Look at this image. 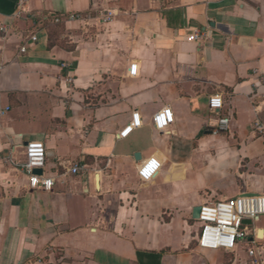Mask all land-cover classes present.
Segmentation results:
<instances>
[{
  "label": "crops",
  "instance_id": "1",
  "mask_svg": "<svg viewBox=\"0 0 264 264\" xmlns=\"http://www.w3.org/2000/svg\"><path fill=\"white\" fill-rule=\"evenodd\" d=\"M28 142L52 191L29 188ZM263 194L264 0H0V264H250L264 215L208 250L194 210Z\"/></svg>",
  "mask_w": 264,
  "mask_h": 264
},
{
  "label": "built area",
  "instance_id": "2",
  "mask_svg": "<svg viewBox=\"0 0 264 264\" xmlns=\"http://www.w3.org/2000/svg\"><path fill=\"white\" fill-rule=\"evenodd\" d=\"M70 20H80L79 14L69 16ZM110 15L103 18L104 22H109ZM59 22V19L56 20ZM6 32V29H3ZM202 35L195 33L190 37L197 41ZM32 42H37V37H31ZM27 52L26 47L20 49V53ZM64 68L69 67L63 64ZM209 107L212 111L218 112L223 108V98L221 95H215L210 99ZM154 126L158 130L166 129L173 123V117L170 111H161L153 117ZM231 120L228 117H221L217 120L214 127L218 132H228ZM141 122L138 115L133 116V122L121 133L126 136L134 128L140 127ZM262 131V130H261ZM25 162L20 164L23 173L29 179V188L39 191H52L55 181L51 176H47L44 170L47 165V152L43 143L28 142L25 147ZM83 167L75 166L69 170L73 174H78ZM160 164L156 160H150L141 165L139 175L143 180H150L159 171ZM36 170H42L41 175L35 174ZM201 207L198 221L201 223L198 245L202 249L208 250H233L238 242L248 238L250 229L244 224V221H257L264 215V194L258 196H238L218 202L206 203ZM248 255L250 264H264L261 256V249L257 240L250 243Z\"/></svg>",
  "mask_w": 264,
  "mask_h": 264
},
{
  "label": "trees",
  "instance_id": "3",
  "mask_svg": "<svg viewBox=\"0 0 264 264\" xmlns=\"http://www.w3.org/2000/svg\"><path fill=\"white\" fill-rule=\"evenodd\" d=\"M138 257H139L140 264H159V261H160L158 256H151L152 260H149V261L143 260L145 257V255L143 254L138 255Z\"/></svg>",
  "mask_w": 264,
  "mask_h": 264
},
{
  "label": "water",
  "instance_id": "4",
  "mask_svg": "<svg viewBox=\"0 0 264 264\" xmlns=\"http://www.w3.org/2000/svg\"><path fill=\"white\" fill-rule=\"evenodd\" d=\"M138 157H139V155H137V158ZM35 174L41 175L42 174V170H36ZM244 196H250V195H244ZM200 212H201V207H196L195 210H194V218L195 219L199 218ZM249 223H251V221H244V224H249Z\"/></svg>",
  "mask_w": 264,
  "mask_h": 264
},
{
  "label": "bare ground",
  "instance_id": "5",
  "mask_svg": "<svg viewBox=\"0 0 264 264\" xmlns=\"http://www.w3.org/2000/svg\"><path fill=\"white\" fill-rule=\"evenodd\" d=\"M261 233V232H260Z\"/></svg>",
  "mask_w": 264,
  "mask_h": 264
}]
</instances>
